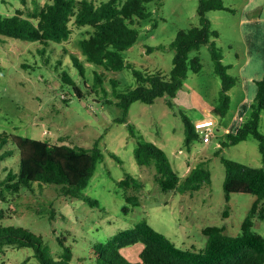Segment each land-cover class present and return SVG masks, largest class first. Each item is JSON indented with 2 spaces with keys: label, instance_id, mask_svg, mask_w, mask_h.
I'll return each instance as SVG.
<instances>
[{
  "label": "rangeland",
  "instance_id": "rangeland-1",
  "mask_svg": "<svg viewBox=\"0 0 264 264\" xmlns=\"http://www.w3.org/2000/svg\"><path fill=\"white\" fill-rule=\"evenodd\" d=\"M106 1L93 0L95 5ZM246 1L222 0L231 12L206 14L211 29L219 33L214 41L223 56L222 63L230 65L228 74L237 78L222 128H215L209 143L200 138L188 146L183 120L186 117L194 123L207 119L218 103L222 81L215 73L209 45L190 53V58L199 56L202 68L198 73L188 72L176 96H164L152 104L134 102L126 116L117 105L119 94L137 87L134 70L170 74L174 57L170 44L178 31L200 25L199 0H153L147 4L151 17L141 22L134 20L138 38L122 53L128 66L119 71L85 60L78 42L88 38L92 28H78L73 22L67 42L51 43L46 48L35 42L4 38L0 43V137L18 135L85 149L97 144L103 157L82 191L84 198L97 205L82 198L64 197L60 187L53 185L35 184L34 192L18 194L2 188L0 208L6 216L0 220V226L23 228L40 236L55 259L63 252L58 239L65 238L64 246L73 251L72 264H97L92 252L95 244L104 243L141 221L182 249H203L207 242L203 230L209 226L224 227L229 236L240 235L242 223L257 197L242 193L227 197L222 159L254 168L262 167L263 161L259 143L253 137L225 148H221V143L226 140L224 122L232 121L239 100L238 68L244 57V44L238 23ZM46 2L0 0V15L11 16L17 10L27 15ZM124 2L120 0L121 4ZM73 56L84 67L83 73L74 66ZM65 76L71 81L65 82ZM74 88L79 90L80 97ZM259 130L264 134V112ZM7 140L0 150V155L9 152L0 161V180L19 167L18 150ZM139 141L160 148L180 179L202 165L209 170L211 183L192 195L162 192L155 182L154 168L136 162L134 150ZM128 175L140 182L139 189L119 187ZM125 195L137 197L138 206L128 204ZM125 207L128 213L124 212ZM253 223V231L264 238V221L254 218ZM142 248L138 243L121 252L129 262H136ZM0 264H37V260L32 248L4 247Z\"/></svg>",
  "mask_w": 264,
  "mask_h": 264
},
{
  "label": "trees",
  "instance_id": "trees-1",
  "mask_svg": "<svg viewBox=\"0 0 264 264\" xmlns=\"http://www.w3.org/2000/svg\"><path fill=\"white\" fill-rule=\"evenodd\" d=\"M152 1L125 0L121 4L120 0H107L95 5L93 0H48L27 15L21 10L11 16L0 15V43L4 38L35 42L44 48L51 43H65L71 37L70 23L73 22L78 28H92L90 36L78 42L85 60L107 70L119 71L128 66L122 53L132 47L138 38L139 30L134 27V20L141 22L150 19L151 13L146 5ZM211 11L231 12L232 9L226 7L222 0H199L197 14L200 25L178 31L170 44L174 57L168 76L133 71L137 87L118 95L117 105L123 109L125 116L134 102L152 104L158 98L176 96L188 72L198 73L202 68L199 56L190 58V53L209 45L215 73L222 81L218 103L211 110V114L218 122H222L229 110V91L235 86L237 78L230 76V66L222 63L223 56L214 41L219 33L211 29L210 21L206 18V14ZM72 61L83 73L84 67L78 59L73 56ZM64 81L71 80L65 76ZM256 86V96L243 122L234 133L226 134V140L221 143V148H225L253 137L259 143L263 161L262 167L254 168L222 159L226 172L223 189L227 197L232 193L257 197L242 223L241 234L229 236L224 227L209 226L203 230V235L207 238L203 249H182L146 221H141L130 229L118 232L106 242L95 244L92 252L97 264H264V238L253 231L254 218L264 221V134L259 130L264 112V77L256 81ZM74 89L80 97L79 90ZM183 120L185 143L189 146L194 139L200 137L192 122L186 117ZM7 139L18 150L19 167L17 172L10 170L0 180V192L2 188L17 194L23 191L34 192L35 184L53 185L60 187V193L64 197L82 198L91 205H97V202L82 195L97 163L103 157L97 144L92 149H85L51 144L48 140L6 135L0 137V150L7 143ZM8 156L9 152L1 154L0 161ZM134 156L139 166L154 168L155 182L162 192L177 191L192 195L211 183L210 172L202 165L189 170L186 177L180 179L172 170L165 153L150 142L139 141ZM132 186L139 189L141 184L130 175L119 182V187L124 190ZM125 197L132 207L138 206L137 197ZM124 212L128 213V207L124 208ZM5 216L0 208V220ZM64 241L65 238L58 239L63 252L55 259L40 236L23 228L0 226V251L4 247L32 248L37 264H72L73 251L64 246ZM138 243L143 245L138 261L129 262L121 250Z\"/></svg>",
  "mask_w": 264,
  "mask_h": 264
},
{
  "label": "crops",
  "instance_id": "crops-1",
  "mask_svg": "<svg viewBox=\"0 0 264 264\" xmlns=\"http://www.w3.org/2000/svg\"><path fill=\"white\" fill-rule=\"evenodd\" d=\"M238 29L244 44V57L238 68L239 100L232 121L224 122L225 135L234 133L243 122L257 93L256 81L264 77V0L246 1L239 16ZM221 125L222 122L217 120L216 130L221 129Z\"/></svg>",
  "mask_w": 264,
  "mask_h": 264
},
{
  "label": "built area",
  "instance_id": "built-area-1",
  "mask_svg": "<svg viewBox=\"0 0 264 264\" xmlns=\"http://www.w3.org/2000/svg\"><path fill=\"white\" fill-rule=\"evenodd\" d=\"M194 129L204 143H209L215 133L217 119L211 115L209 118L193 123Z\"/></svg>",
  "mask_w": 264,
  "mask_h": 264
}]
</instances>
